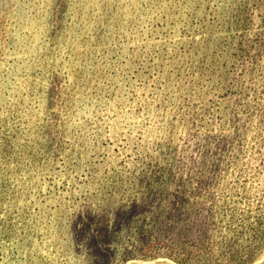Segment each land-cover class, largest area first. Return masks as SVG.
<instances>
[{
  "label": "rangeland",
  "instance_id": "1",
  "mask_svg": "<svg viewBox=\"0 0 264 264\" xmlns=\"http://www.w3.org/2000/svg\"><path fill=\"white\" fill-rule=\"evenodd\" d=\"M0 264H264V0H0Z\"/></svg>",
  "mask_w": 264,
  "mask_h": 264
}]
</instances>
